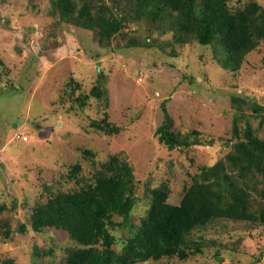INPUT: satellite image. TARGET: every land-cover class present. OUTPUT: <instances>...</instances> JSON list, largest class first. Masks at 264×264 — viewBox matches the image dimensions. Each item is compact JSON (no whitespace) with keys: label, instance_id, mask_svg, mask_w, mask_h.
<instances>
[{"label":"rangeland","instance_id":"obj_1","mask_svg":"<svg viewBox=\"0 0 264 264\" xmlns=\"http://www.w3.org/2000/svg\"><path fill=\"white\" fill-rule=\"evenodd\" d=\"M240 1L229 5L254 1L264 8V0ZM121 33L111 50H102L91 32L60 22L55 0H0V219L9 220L12 229L26 222L49 192L90 181L114 155L133 171L139 199L129 225L137 226L146 216L150 190L166 186L168 202L178 203L203 167L224 163L234 124L240 130L249 124L264 139V114L241 115L230 105V95L237 93L264 107L263 43L234 73L217 63L218 47L195 41L181 46L172 32L141 23ZM130 37L151 46L126 48ZM97 83L104 96L90 97L80 108L77 97ZM162 102L172 119L170 131L191 144L189 149L169 151L158 143ZM103 118L116 134L89 126ZM74 166L80 170L73 177ZM110 233L120 251L129 230L110 228ZM185 241L194 252L185 260L136 264H264V226L259 224L214 221ZM72 249L67 232L28 231L9 241L0 238V261L65 264Z\"/></svg>","mask_w":264,"mask_h":264},{"label":"trees","instance_id":"obj_2","mask_svg":"<svg viewBox=\"0 0 264 264\" xmlns=\"http://www.w3.org/2000/svg\"><path fill=\"white\" fill-rule=\"evenodd\" d=\"M230 1L55 0V7L61 23L91 32L93 42L102 50H111L112 41L122 37V30L129 24L141 23L156 32H172L174 42L181 46L195 41L202 47H218L217 63L236 73L245 56L264 44V8L254 1L242 6L229 5ZM240 2L237 0V4ZM149 46L148 40L140 42L131 37L125 43L126 48ZM73 92L71 88L69 95ZM103 96L97 83L88 95L77 97L76 103L83 108L90 97ZM230 105L241 115L247 111L264 114V107L254 99L237 93L230 95ZM160 106L163 120L155 131L158 143L169 151L189 149L191 144L170 131L172 119L165 102ZM89 126L107 136L117 133L105 118L92 120ZM37 129L42 130L38 125ZM232 133L236 140L225 154L224 163L203 167L183 190L178 203L168 202L166 186L150 190L146 216L137 226L129 225L139 199L133 171L126 159L114 155L82 185L77 182L67 191L56 192L44 187L50 195L45 202L36 203L28 220L16 229L9 220L0 219V238L9 241L13 234L28 231H64L73 244L65 264H136L149 260L156 263L165 257L187 259L194 252H189L185 239L193 230L214 221L264 226V139L249 124L243 130L234 124ZM79 170L74 166L72 176ZM116 217L121 220L116 221ZM110 228L129 230L120 251ZM194 251L201 253L198 248ZM0 264L16 263L7 258Z\"/></svg>","mask_w":264,"mask_h":264}]
</instances>
